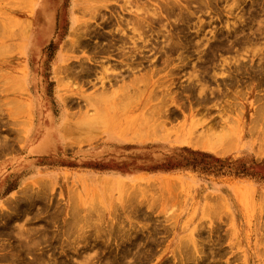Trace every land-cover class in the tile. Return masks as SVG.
Here are the masks:
<instances>
[{
	"label": "rangeland",
	"instance_id": "1",
	"mask_svg": "<svg viewBox=\"0 0 264 264\" xmlns=\"http://www.w3.org/2000/svg\"><path fill=\"white\" fill-rule=\"evenodd\" d=\"M188 1L0 0V264H264V0Z\"/></svg>",
	"mask_w": 264,
	"mask_h": 264
},
{
	"label": "bare ground",
	"instance_id": "2",
	"mask_svg": "<svg viewBox=\"0 0 264 264\" xmlns=\"http://www.w3.org/2000/svg\"><path fill=\"white\" fill-rule=\"evenodd\" d=\"M187 1H188V0H187ZM191 1H192V0H191ZM193 2H194V1H193ZM187 3H189V1H188ZM258 3H259V2H258ZM262 3H263V2H262ZM162 5H164V4H162ZM170 5H171V4H170ZM258 5H259V4H258ZM20 6H21V5H20ZM142 6H143V5H142ZM175 6H176V5H175ZM175 6H171V8H172V7L174 8ZM238 6H239V5H238ZM259 6H260V5H259ZM160 7H162V6H160ZM163 7H164V6H163ZM177 7H178V6H176L175 8H177ZM165 8H166V7H165ZM236 8H237V7H236ZM162 9H163V8H162ZM80 10H81V9H80ZM84 10H85V9H84ZM81 11H83V8H82ZM147 11H148V10H147ZM147 11H146V12H147ZM176 11H177V10H176ZM257 11H258V10H257ZM79 12H80V11H79ZM162 12H163V11H162ZM144 13H145V12H144ZM148 13H149V11H148ZM179 14H180V13H178V15H179ZM250 14H251V13H250ZM145 15H146V14H144L143 17H145ZM252 15H253V14H252ZM147 16H149V15L147 14ZM152 16H153V15H152ZM159 16H160V15H159ZM181 17H182V16H181ZM181 17H180V19H181ZM133 18H134V17H133ZM141 18H142V17H141ZM141 18H139V19H140V22H141ZM146 18H147V17H146ZM150 18H151V17H150ZM154 18H156V17H154ZM154 18H153V19H154ZM157 18H158V17H157ZM177 18H178V17H177ZM186 18H187V17H186ZM186 18H185V19H186ZM135 19H136V18H135ZM135 19H134V20H135ZM137 19H138V18H137ZM147 19L149 20V18H147ZM158 19H159V18H158ZM134 20H133V21H134ZM142 20H143V19H142ZM169 20H171V19L169 18ZM181 20H182V19H181ZM121 21L125 22L124 20H121ZM160 21H161V20H160ZM85 22H86V21H85ZM137 22H139V20H138ZM140 22H139V26H140ZM143 22H144V20L142 21V24H143ZM158 22H159V21H158ZM165 22H166V20H165ZM169 22H170V21H169ZM182 22H183V21H182ZM187 22H188V19H187ZM190 22H191V21H190ZM26 23H27V22H26ZM128 23H132V22L130 21V22H128ZM145 23L147 24L148 21L145 22ZM162 23H164V22H162ZM188 23H189V22H188ZM27 24H28V23H27ZM123 24H124V23H123ZM133 24L135 25V22H134ZM169 24H170V23H169ZM84 25H85V23H84ZM127 25H129V24H127ZM131 25H132V24H131ZM163 25H164V24H163ZM78 26H79V25H78ZM78 26H77V27H78ZM87 26H88V25H87ZM141 26H142V25H141ZM144 26H145V25H144ZM144 26H143V27H144ZM150 26H151V25H150ZM157 26H159V25H157ZM3 27H4V26H3ZM5 27H7V26L5 25ZM8 27H9V26H8ZM77 27H76V28H77ZM82 27L84 28V26H82ZM127 27L129 28V26H127ZM133 27H134V26H132V28H133ZM137 27H138V25H136V27H135L134 30H132V31H135ZM160 27H161V26H160ZM160 27H159V28H160ZM0 28H1V30L3 29L2 26H0ZM12 28H13V27H12ZM26 28H27V27H26ZM76 28H75V29H76ZM80 28H81V27H80ZM85 28H87L86 25H85ZM85 28H84V29H85ZM164 28H165V27H164ZM168 28H169V27H168ZM242 28H244V27H242ZM253 28H254V27H253ZM77 29H78V28H77ZM77 29H76V30H77ZM137 29H138V28H137ZM144 29H145V27H144ZM13 30H14V29H13ZM15 30H16V29H15ZM79 30H80V29H79ZM130 30H131V29H130ZM145 30L148 31L147 29H145ZM149 30H150V27H149ZM169 30H170V29H169ZM252 30H253V29H252ZM86 31H87V30H86ZM122 31H124V30H122ZM10 32H11V31H10ZM13 32H15V31H13ZM77 32H78V31H76V33L74 32L73 36H76V37L78 36V37H79V35H80L81 33L78 34ZM79 32H80V31H79ZM83 32H84V31H83ZM120 32H121V31H120ZM137 32L139 33L140 31L137 30ZM157 32H158V31H157ZM176 32H177V31H176ZM176 32H175V34H176ZM183 32H184V31H183ZM252 32H253V31H252ZM254 32H255V30H254ZM87 33H88V32H87ZM141 33H143V32H140L139 34L141 35ZM155 33H156V32H155ZM159 33H160V32H159ZM159 33H158V34H159ZM232 33H233V32H232ZM232 33H231V34H232ZM11 34H13V33L11 32ZM15 34H17V32H15L13 35H15ZM82 34H83V33H82ZM82 34H81V35H82ZM95 34H96V33H95ZM152 34H153V32H152ZM162 34H163V33H162ZM164 34H165V32H164ZM258 34H259V33H258ZM89 35H90V34H89ZM132 35H134V34H132ZM147 35H148V32H147ZM171 35H172V34H171ZM178 35H179V34H178ZM220 35H221V34H220ZM222 35H223V34H222ZM224 35H225V34H224ZM233 35H234V34H233ZM83 36H84V34H83ZM87 36H88V35H87ZM109 36H110V35H109ZM118 36H119V35H118ZM165 36H166V35H165ZM165 36H164V37H165ZM179 36H180V35H179ZM179 36H176V37L178 38ZM212 36H213V34H212ZM214 36H215V35H214ZM216 36H217V35H216ZM237 36H238V34H237ZM260 36L263 37V35H261V34L259 35V37H260ZM76 37H75V38H76ZM91 37H92V36H91ZM94 37H95V36H94ZM102 37H103V36H102ZM107 37H108V36H107ZM113 37H114V36H113ZM125 37H126V35H125ZM75 38H74V39H75ZM111 38H112V37H111ZM157 38H158V37H157ZM166 38H167V37H166ZM170 38H171V37H170ZM177 38H176V39H177ZM236 38H237V37H236ZM78 39H79V38H78ZM78 39H77V41H78ZM146 39H147V38H146ZM172 39H173V38H172ZM243 39H246V40H247V37H246V38L242 37V40H243ZM75 40H76V39H75ZM81 40H82V38H81ZM83 40H84V38H83ZM108 40H109V39H108ZM114 40H115V39H114ZM132 40H133V39H132ZM134 40H135V38H134ZM137 40H138V38H137L135 41H137ZM178 40H179V39H178ZM227 40H228V39H227ZM237 40H238V39H237ZM248 40H249V39H248ZM250 40H251V39H250ZM84 41H85V40H84ZM106 41H107V40H106ZM109 41H111V40H109ZM109 41H108V42H109ZM130 41H131V40H130ZM130 41H128V42H130ZM173 41H174V44H175L177 40H176V41L173 40ZM179 41H182V40H179ZM240 41H241V40H240ZM243 41H244V40H243ZM66 42H67V41H66ZM71 42L74 43V41H71ZM78 42H79V41H78ZM78 42H77V43H78ZM85 42H86V41H85ZM132 42H133V41H132ZM147 42H148V41H147ZM152 42H153V41H152ZM169 42H170V41H169ZM169 42H167V43L169 44ZM171 42H172V41H171ZM210 42H211V41H210ZM0 43H1V42H0ZM134 43H135V42H134ZM136 43H137V42H136ZM136 43H135V44H136ZM149 43H151V41H150ZM162 43H163V42H162ZM195 43H196V42H195ZM245 43H246V42H245ZM66 44H68V42H67ZM66 44H65V45H66ZM79 44H80V42H79L77 45H79ZM84 44H85V43H84ZM123 44H124V43H123ZM151 44H152V43H151ZM168 44H167V45H168ZM176 44H177V43H176ZM176 44H175V45H176ZM178 44H180V43H178ZM182 44H183V43H182ZM182 44H181V45H182ZM218 44H219V42H218ZM223 44H224V43H223ZM229 44H230V43H229ZM70 45H72V44H70ZM74 45L77 46L75 43L73 44V46H74ZM82 45H83V44H82ZM99 45H100V44H98V46H99ZM113 45H115V44H113ZM119 45H120V44H119ZM119 45H118V46H119ZM139 45H140V44H139ZM172 45H173V42H172ZM172 45H171V46H172ZM67 46H69V45H67ZM96 46H97V44H96ZM124 46H125V45H124ZM147 46H148V44H147ZM150 46H151V45H150ZM219 46H220V45H219ZM237 46H238V45H237ZM243 46H244V45H243ZM69 47L71 48V46H69ZM78 47H79V46H78ZM84 47H85V46H84ZM125 47H126V46H125ZM135 47H136V46H135ZM208 47H209V46H208ZM214 47H215V46H214ZM221 47H223V46H221ZM230 47H231V46H230ZM230 47H229V48H230ZM3 48H4V46H2V49H1V46H0V49H1V50H3ZM5 48H7V47H5ZM10 48H11V47H10ZM65 48H66V47H65ZM70 48L67 47L66 49L69 50ZM117 48H118V47H117ZM140 48H141V46H140ZM8 49H9V48H8ZM71 49H72V48H71ZM120 49H122V48H120ZM138 49H139V48H138ZM211 49L213 50V48H211ZM219 49H220V48H219ZM231 49H232V48H231ZM10 50H11V49H10ZM97 50H98V49H97ZM100 50H101V48H100ZM109 50H110V49H109ZM215 50H217V49H215ZM258 50H259V49H257V51H258ZM7 51H9V50H7ZM11 51H12V50H11ZM103 51H104V50H103ZM107 51H108V50H107ZM10 53H11V52H10ZM10 53H8V54H10ZM104 53H105V51H104ZM0 54H1V52H0ZM2 55H4V54H2ZM0 56H1V55H0ZM6 56H7V55H6ZM1 59H2V58H1ZM58 67H60V66H58ZM62 67H64V66L61 65V67H60L59 69H64L63 71L68 70V67H67L66 70H65V68H62ZM88 67H89V66H88ZM92 67H93V66H92ZM90 68H91V67H90ZM57 69H58V68H57ZM79 69H81V68H79ZM92 69H93V68H92ZM55 71H56V74H57V72H59L58 70H55ZM55 71H54V72H55ZM61 71H62V70H60V72H61ZM69 71L71 72L70 69H69L67 72H69ZM93 71H95V70L93 69ZM96 71H97V70H96ZM104 71H105V69H104ZM62 73H63V72H62ZM65 73H66V72H65ZM87 73H88V71L86 72V75L83 74L82 76H86V77H87ZM95 73H96V72H95ZM95 73H94V74H95ZM97 73H99V72H97ZM67 74H68V73H67ZM88 74H89V73H88ZM59 75H60V74H59ZM59 75H58V78L60 77ZM63 75H64V74H63ZM74 75H75V74H73V75L71 74L70 77H71V76L73 77ZM75 76H77V75H75ZM81 78H82V77H81ZM84 78H85V77H84ZM59 79H60V78H59ZM60 80H61V79H60ZM60 80H59V81H60ZM73 80H74V79H73ZM75 80H76V79H75ZM101 83H102V82H101ZM61 84H62V83H61ZM65 85H66V84H65ZM104 85H106V84H104ZM11 86H13V85H11ZM11 86H9V90H10V87H11ZM109 86H110V85H109ZM15 87H16V86H15ZM103 87H104V86H103ZM6 88H7V87H6ZM64 88H66V87H64ZM73 88H74V87H73ZM78 88H79V87H78ZM110 88H111V86H110ZM7 89H8V88H7ZM17 89H18V88H17ZM125 89H126V88H125ZM14 90H16V89H14ZM78 90H79V89H78ZM101 90H102V89H101ZM105 91H106V90H105ZM107 91H108V90H107ZM112 91H113V90H111V92H112ZM102 92H103V91H102ZM102 92H101V94H103ZM109 92H110V91H109ZM109 92H108L109 96H110V94L113 96V93H109ZM114 92H115V91H114ZM120 92H121V91H120ZM124 93H129V92H125V91H124ZM99 95H100V94H99ZM99 95H98V96H99ZM103 95H104V94H103ZM105 95H106V94H105ZM119 95H120V94H119ZM122 95H124V96H122ZM122 95H121V96H122L123 98H125L124 101L127 100L126 98H128V97H126V94H122ZM128 95H130V94H128ZM112 96L107 97V95H106V96H104V97H107V98L110 99ZM116 96H118V95H116ZM116 96H115V97H116ZM99 97H100V96H99ZM113 97H114V96H113ZM113 97H112V98H113ZM96 98H97V97H96ZM112 98H111V99H112ZM118 98H119V97H118ZM85 99H86V98H85ZM103 99H105V98H103ZM103 99H102V100H103ZM111 99H110V100H111ZM129 99H130V96H129ZM99 100H100V99H99ZM105 100H106V99H105ZM107 100H108V99H107ZM116 100H118V99H116ZM14 101H15V100H14ZM16 101H17V100H16ZM122 101H123V99H122ZM122 101H120V99H119V105H120V106L122 105ZM127 101H128V100H127ZM11 102H12V101H10V104H11ZM85 102H87V104L89 103L88 101H85ZM95 102H98V101L96 100ZM110 102H111V101H110ZM125 102H126V101H125ZM128 102H130V101H128ZM8 103H9V102H8ZM8 103H7V104H8ZM19 103H20V102H19ZM99 103H100V102H99ZM120 103H121V104H120ZM7 104H6V105H7ZM10 104H9V105H10ZM14 104L16 105V102H14ZM104 104H105V103H104ZM108 104H109V102H108ZM110 104H111V103H110ZM123 104H124V102H123ZM79 105H80V104H79ZM88 105H90V104H88ZM94 105H95V107H96L97 104H94ZM101 105H102V104H101ZM101 105L98 104L97 106H101ZM111 105H112V104H111ZM10 106H11V105H10ZM17 106H18V104H17ZM19 107L22 108V106H20V105H19ZM19 107H16V110H17V108H19ZM112 107H113V106H111V111H113V110H112ZM10 108H11V107H10ZM10 108H9V109H10ZM12 108H14V105L12 106ZM70 108H71V107H70ZM98 108H99V107H98ZM16 110H15V111H16ZM13 111H14V110H13ZM13 111H12V113L15 115V113H14L15 111H14V112H13ZM19 111H21V110H19ZM80 112H81V111H80ZM111 113H112V112H111ZM16 114H17V113H16ZM68 114H69V113H68ZM80 114H81V113H80ZM82 114H83V113H82ZM87 114H88V113H87ZM17 115H19V112H18ZM74 115H75V114H74ZM85 115H86V114H85ZM91 115H92V114H90V115L88 114V116H91ZM97 115H98L97 117H99L101 114H100V115L97 114ZM105 115H106V113H105ZM76 116H77V114H76ZM86 116H87V115H86ZM101 116H102V115H101ZM101 116H100V117H101ZM72 117H73V116H72ZM97 117H96V118H97ZM100 117H99V119H100ZM74 118H75V117H74ZM86 119H87V118H84L85 121H86ZM97 119H98V118H97ZM88 120H89V119H88ZM94 120H95V119H94ZM81 121H82V120H81ZM95 121H96V120H95ZM100 121H101V120H100ZM76 123H77V122H76ZM83 123H84V122H83ZM125 124L127 125V122H125ZM94 125L96 126L97 124H94ZM97 126H98V125H97ZM100 127H101V124H100ZM149 127L152 128V125L149 126ZM149 127H148V128H149ZM69 128H70V127H69ZM125 128H126V126L124 127V129H125ZM154 128H155V127H154ZM126 129H127V128H126ZM157 129H158V128H155V131H156ZM160 129L163 130L162 128H160ZM153 131H154V129L151 131L152 134H153ZM158 131H159V129H158ZM194 131H195V130H194ZM194 131H193V133H194ZM209 131H210V130H209ZM121 132H122V131H121ZM138 132H139V131H138ZM156 132H157V131H156ZM163 132H165V131H163ZM140 133H141V132H140ZM140 133H139V134H140ZM154 133H155V132H154ZM203 133H204V132H203ZM226 133H227V132H226ZM226 133H225V134H226ZM137 134H138V133H137ZM148 134H149V132H148ZM148 134H147V135H148ZM155 134L157 135V133H155ZM165 134H166V133H165ZM201 134H202V133H201ZM213 134H214V133H213ZM228 134H229L230 136L232 135V134H230V133H228ZM159 135H161V133H160ZM205 135H206V134H205ZM205 135H203L204 138H205V141H204V139L202 138L203 136H202V137H200L201 135L198 136V137H200V139H203V142H205V143H206V140H210V139H211L210 141H212V139L214 138V137L212 138L211 136H209V138H210V137H211V138H210V139H209V138L206 139ZM207 135H208V134H207ZM95 136H96V135H95ZM135 136H136V133H135ZM135 136H133V138H134ZM148 136H150V135H148ZM151 136H152V135H151ZM213 136H214V135H213ZM227 136H228V135H227ZM89 137H90L89 139H92V138H94V135H93V137H92V136H89ZM137 137H139V136L137 135ZM207 137H208V136H207ZM219 137H220V135H217V136H216V138H217L216 140H217V141H218V138H219ZM231 137H232V136H231ZM231 137H230V139H231ZM140 138H141V137H140ZM142 138H143V137H142ZM150 138H151V137H150ZM221 138H222V139H223V138H227V139H228V137H226V135H225V137L223 136V137H221ZM136 139H137V138H136ZM198 139H199V138H196V141H197ZM227 139H226V140H227ZM87 140H88V138H87ZM133 140H134V139H133ZM219 140H220V139H219ZM228 140H229V139H228ZM232 140H233V138H232ZM232 140H231V141H232ZM84 141H85V139H84ZM201 141H202V140H201ZM201 141H199V143H200ZM229 141H230V140H229ZM229 141H226V142L228 143ZM89 142H90V141H89ZM209 143H210V144H213V142H212V143L209 142ZM209 143H206L207 145H206V144H205V145L208 146ZM218 143H219V141H218ZM220 143H221V140H220ZM220 143H219L218 145H220ZM231 143H232V142H231ZM210 144H209V145H210ZM214 144H217L216 141H215ZM214 144H213L212 146H215ZM221 144H222V146L225 145V144H224V139H223V141H222ZM229 144H230V143H229ZM198 145H199V144H198ZM218 145H217V146H218ZM227 145H228V144H227ZM222 146H221V147H222ZM225 146H226V145H225ZM225 146H224V148H226ZM229 146H230V145H229ZM199 147H201V146H199ZM224 148H223V149H224ZM219 150L221 151V149H218V152H219ZM227 150H228V149H227ZM221 152H222V151H221ZM158 183H159V182H158ZM152 184H153V183H152ZM152 184H150V185L152 186ZM170 184H171V183H170ZM106 186H108V185H106ZM106 186H105V187H106ZM172 186H173V185H172ZM172 186H171V187H172ZM153 187L155 188L154 185H153ZM153 187H152V188H153ZM124 191H125V190H124ZM124 191H123V192H124ZM105 192H106V191H105ZM215 198H216V197H215ZM219 200H220V199H219ZM207 201H208V200H207ZM216 201H217V200H216ZM220 201H221V200H220ZM222 201H223V200H222ZM259 202L264 203V202H262V201H259ZM209 203H210V202H209ZM209 203H208V204H209ZM215 203H216V202H215ZM211 204H212V203H210V205H211ZM217 204H218V203H217ZM210 205H209V206H210ZM260 205H261V204H260ZM262 206H263V205H262ZM211 207H212V205H211ZM211 207H210V208H211ZM224 207H225V206H224ZM205 209H207V207H206ZM213 210H214V209H213ZM217 210H218V209H217ZM210 211H212V210H210ZM206 214H207V213H206ZM30 242H31V241H30ZM32 242H33V241H32ZM183 242H184V241H183ZM26 243L29 244V242H26ZM181 243H182V242H181ZM29 245H30V244H29ZM33 245H34V243H33ZM182 245H183V244H182ZM182 245L180 246L181 248H183ZM29 250H31V249H29ZM32 250H33V249H32ZM33 251H34V250H33ZM33 251H32V252H33ZM29 252H30V251H29ZM120 258L122 259V257H120ZM128 258H129V257H128ZM34 259H35V258H34ZM38 260H39V259H38ZM108 260H109V259H108ZM124 260H126V258H125ZM127 260H128V259H127ZM127 260H126V261H127ZM89 262H90V261H87V264H88ZM107 262H109V261H107ZM137 262H138V261H137ZM137 262H136V263H137ZM33 263H34V262H33ZM121 263H124V262H121ZM126 263H128V262H126ZM31 264H32V263H31ZM89 264H90V263H89Z\"/></svg>",
	"mask_w": 264,
	"mask_h": 264
}]
</instances>
